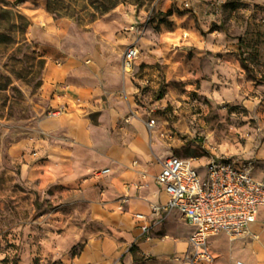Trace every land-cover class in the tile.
I'll list each match as a JSON object with an SVG mask.
<instances>
[{"label": "rangeland", "instance_id": "1", "mask_svg": "<svg viewBox=\"0 0 264 264\" xmlns=\"http://www.w3.org/2000/svg\"><path fill=\"white\" fill-rule=\"evenodd\" d=\"M108 1L0 0V264H78L93 238L117 244L111 264H180L179 212L145 232L172 236L166 254L127 260L135 240L91 211L105 150L141 129L152 168L218 154L264 175V0ZM251 232L212 237L213 264H264V206Z\"/></svg>", "mask_w": 264, "mask_h": 264}, {"label": "built area", "instance_id": "2", "mask_svg": "<svg viewBox=\"0 0 264 264\" xmlns=\"http://www.w3.org/2000/svg\"><path fill=\"white\" fill-rule=\"evenodd\" d=\"M138 55L136 46L127 48L125 70H130ZM58 112L60 109L54 113ZM200 166L204 172H200ZM155 181L167 194V200L151 203L152 214L162 218L163 212L177 210L191 228L186 248L174 257L180 264H213L217 255L211 248V238L223 233L234 241L251 234L264 206V176H256L245 162L224 155L216 154L204 164L195 165L192 159L171 154L163 161ZM134 216L146 218L140 212ZM149 227L148 223L141 224L144 232ZM236 264L248 263L237 259Z\"/></svg>", "mask_w": 264, "mask_h": 264}, {"label": "crops", "instance_id": "3", "mask_svg": "<svg viewBox=\"0 0 264 264\" xmlns=\"http://www.w3.org/2000/svg\"><path fill=\"white\" fill-rule=\"evenodd\" d=\"M113 147V149L108 147L105 150V170L101 176L98 175L102 179L94 177L97 180H105V187L102 193L92 198L89 203L92 214L102 216L106 221L113 223L115 229L125 234L126 238H133L135 242L132 241V244L139 247L142 253L166 254L165 242L172 236L163 239H146V233L141 229V224L148 223L150 227L147 231L149 232L151 228L157 227L161 221V217L157 218L152 214L151 203H164L167 200V194L155 181V175L161 170L163 162L161 165L156 164L154 168L149 166L148 161L154 157L155 151L152 146L147 144L143 129L135 138L120 140ZM136 183H144V185L136 187ZM135 212L145 214L146 218L137 219L134 216ZM185 225L190 229L189 235L191 228L186 223ZM188 235L179 241L178 252L186 248ZM237 240L229 241L235 242ZM132 244L130 243L127 247V260L133 258L130 250ZM116 245L115 242L104 245L102 239H89L84 243L78 264L90 262L111 264L106 255L112 257V262L116 260V256L120 259V252L116 249ZM122 254H125V251ZM225 255L231 264H236V260L239 259L232 251L229 252V255L226 253Z\"/></svg>", "mask_w": 264, "mask_h": 264}, {"label": "trees", "instance_id": "4", "mask_svg": "<svg viewBox=\"0 0 264 264\" xmlns=\"http://www.w3.org/2000/svg\"><path fill=\"white\" fill-rule=\"evenodd\" d=\"M96 1V0H94ZM99 2L97 3L96 8L101 9L102 11L108 10L109 8H111L115 3L112 1H108V0H98ZM134 244H132V246L130 247V250L134 248Z\"/></svg>", "mask_w": 264, "mask_h": 264}]
</instances>
